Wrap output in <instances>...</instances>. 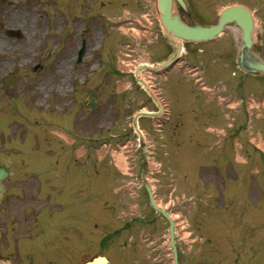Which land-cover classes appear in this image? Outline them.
<instances>
[{
  "label": "rangeland",
  "instance_id": "rangeland-1",
  "mask_svg": "<svg viewBox=\"0 0 264 264\" xmlns=\"http://www.w3.org/2000/svg\"><path fill=\"white\" fill-rule=\"evenodd\" d=\"M189 2L197 11L195 13L197 16H205L209 20H214L217 13L226 5L248 3L246 0H189ZM248 4L256 11L257 50L264 58V0L261 3ZM106 17L109 21L105 20ZM120 17L124 20L127 17L138 19L141 24L120 22L118 28L117 22ZM187 17L196 18L193 13L188 14ZM122 25H124L123 28H121ZM146 29L149 35L145 32ZM6 30H21L23 36L9 37ZM158 31H160V25L156 0H6L4 3L0 2V164L4 162L14 164L9 162L23 158L21 152L25 154L24 150L29 149V146L30 148L39 147L34 143L43 144V148L52 144H57L54 148H62L58 141L60 140L61 143L66 141L67 145L78 144L76 152L85 146L87 180L92 178L91 181L101 180L99 173L102 172L106 161L108 163L110 160L113 161L110 158L111 154L120 168L131 173L129 169L132 167L131 157H129L131 146L122 144L127 134L131 136L135 134L129 114L133 106L137 111L143 110V107L155 108V106L151 102L148 104L144 94L138 89L136 103L130 104L132 101L127 87L130 77L121 73L119 69L165 57L170 52V48L162 42L163 39L157 42L155 37ZM144 34L148 35L151 43L144 39ZM101 38H103V46L100 43ZM83 40L86 41L87 52L82 62L78 63L77 52ZM232 40L238 44L239 34L235 31H233ZM129 42L133 44L136 52L129 51L127 46ZM146 47L147 50H145ZM62 63L66 64L68 75L64 70H59ZM10 72L17 76L15 88L4 84V77ZM154 77L157 78L155 82L158 83L159 77ZM85 78L86 81H84ZM179 81L189 83L188 78L175 71L169 75V80L164 85L170 88L180 87ZM187 86L190 89L185 91L186 96H181L186 103L192 101L191 85L187 84ZM183 87L187 89L186 86L183 85ZM94 89L100 95V105L93 112L86 111L83 107V99ZM164 90L167 92L165 87ZM262 100L264 106V95ZM175 103L181 104L182 101L175 100ZM174 109L176 110V107ZM189 109L187 107L185 110L188 118L178 116L184 119L180 127L184 133L189 131L190 127L187 126H191L187 124L191 115ZM213 110L214 115L209 124L215 127L216 133L211 135L210 148L228 147L230 164L232 168H235L237 164L234 160L232 147L234 143L231 137V134L236 132L235 127L231 125L233 120L227 118L220 107L214 106ZM179 121L180 119H174L172 124L161 128V132L160 127L156 128L154 125L151 130H147L149 122L146 119L141 120V125L147 135L146 145L148 148L151 146V152L154 151L151 154V167L155 174L151 182L159 193L157 198L176 217L177 239L183 251L182 264H232L238 252H241L243 258L245 257L244 261L247 264H264V197H261L258 191L261 185L260 180L258 181V178L251 174L250 177H245V181H241L239 187H236V192L241 194V201H236L231 196V199H234L231 204L234 209L225 213L228 217L225 225L223 219L217 218L221 215H215L213 210L196 209L195 197L202 198V202L205 204L207 201V206H210L212 203L210 194L217 193L218 186H221L218 176L221 177L222 171L218 167L198 168L193 165L190 146L184 145L185 148L181 146L180 151H175L177 142L180 143L179 145L189 144L186 134H176L173 129L174 124ZM245 122L247 119L244 120ZM250 123L253 130L247 136L253 135L256 140H264V123L262 122L261 127L260 119L255 117L248 122V126ZM222 128H225L226 132L218 133V130ZM99 130L102 137L96 139V132ZM76 131L79 132L78 137L74 135ZM163 135L164 138L161 137ZM61 137H64L65 141L61 140ZM101 140L109 143L106 147L109 153L103 164L97 165L95 160L98 159L100 151L98 146ZM251 141L254 142L252 136ZM162 142L166 145L161 146ZM246 144L251 145L248 138H246ZM250 148L252 150L248 156L258 154L253 147ZM167 153L170 155H166ZM257 158L259 157H251L252 163L247 167V175L250 174V170H256L253 163ZM262 159L264 160V156ZM160 163L163 166L162 171L158 173ZM197 173L203 177L217 176L213 177L211 182H206L210 179H199L194 176ZM235 175L238 177V172ZM235 175L231 172L230 180ZM34 178L35 176H31L26 180L32 181ZM130 179L133 180V176H130ZM197 180L202 183L197 185ZM160 184L163 189L168 188L167 196L164 192L160 193ZM230 185L232 187V183ZM93 188H97V183H91L87 193L94 192ZM128 188L136 189V187ZM175 188H177L176 191H174ZM222 196V194L219 195L220 200ZM174 201L176 205L173 204ZM94 203L101 207L105 229H111L110 225L106 228L109 215L105 212L104 197L101 200H95ZM238 207L240 210H236ZM232 215L236 221L240 219L244 234L246 247H242L241 250L235 246H225L227 242L223 234L226 229L232 231ZM95 223L97 222L91 220L87 214V259L100 252V254H108L114 264H122L120 255L116 251H111L109 243L94 245L96 243L90 242L89 244L88 239L99 235ZM223 225L224 227L220 229L219 226ZM217 227L219 230L216 232ZM107 232L104 230L103 235ZM213 237H215V244L211 240ZM165 251L166 264H172L168 246L165 247ZM1 264L9 263L1 262Z\"/></svg>",
  "mask_w": 264,
  "mask_h": 264
},
{
  "label": "flooded vegetation",
  "instance_id": "flooded-vegetation-1",
  "mask_svg": "<svg viewBox=\"0 0 264 264\" xmlns=\"http://www.w3.org/2000/svg\"><path fill=\"white\" fill-rule=\"evenodd\" d=\"M227 33L229 36L212 41L211 46L202 48L194 46L193 54L199 59L196 62H190L195 70L200 71L202 67L206 66L205 61L210 62V59L226 62L228 67L234 66L237 69L238 79L234 88L230 85V79L225 81L227 84L225 94L228 96L223 108L217 104L215 99L204 100V87L200 85L197 88V110L192 112V119L196 126L190 128L187 133H184V130L180 128L184 119L178 118V116L182 115L184 118H188V115L186 112L178 110L181 104L175 103V100L180 101L177 98L173 100L176 110L167 111L168 119H180L178 123L174 124L173 129L176 134H186L189 143L179 145L180 143L177 142L175 151H180L181 146L185 148L184 145L192 147V163L194 165L221 167L222 175L225 178L229 177L231 167L229 148L209 149L211 135L214 134L210 132L208 125L214 115L213 107H220L225 115L230 113L246 116L250 112L247 98L251 96L255 104L250 109L254 114L258 111L256 102L260 103L264 91L262 76L251 75L239 69L238 50L229 41L230 31L225 34ZM200 76L202 84L214 82L206 71H201ZM234 97L242 98V101L239 103L240 106L231 110L227 106ZM235 129L236 132H241L244 128L237 127ZM222 132L225 133L226 129L222 128ZM161 137L164 138V135ZM135 140L136 138H131L132 162L130 163L132 171L138 168L142 172L143 184L140 186L138 195L131 194L124 188L130 175H134V173L116 170L111 180L103 179L104 177L99 175L101 180L95 179L88 182L85 164L83 162L78 164L79 160L71 158L70 149L58 152L59 158H54V155H51L50 158L37 160L21 158L9 162L14 164L2 165L8 170L9 176L4 183L5 192L0 207V262L5 260L9 264H83L87 261V214L92 211L88 213V197L101 200L106 191L119 187L114 192L117 196L114 199V204L106 206V209L110 210L106 226L110 225L112 228L111 238L108 241L113 247V252L116 251L120 255L122 264H166L165 247L169 248V238L165 236L168 231L165 224L168 221L151 206L145 178L146 172L149 173L144 155L146 151L140 144L137 146ZM161 145H166V143L163 142ZM36 151L34 149L25 150L28 155H35ZM257 167H259L258 177L264 179V160H258ZM242 171L245 172L244 169ZM31 176H35L32 181L26 180ZM241 178L242 175L238 176L237 180L232 183V187L230 181L225 182L224 190L217 191L216 197L212 196V202L218 205V210L226 213L234 209L232 208L234 206L231 205L234 199L241 201V194L236 192V187L240 186ZM12 180H14L13 183H10ZM91 183H97V188H93L94 192L87 193ZM159 190L160 193L164 192L166 196L168 195V188L163 189L161 184ZM155 192L158 196L156 188ZM220 193L223 195L222 200L218 196ZM231 196L234 198L233 200ZM173 204L176 205L175 201ZM197 208L198 203L196 204ZM238 209L240 208L238 207ZM95 219L98 220L95 227L99 229L104 224L101 208L95 212ZM237 224H240L239 218ZM144 234H148L149 237L145 239ZM99 241H102L101 234ZM178 249L179 257H182L181 247L178 246ZM237 261L240 262L239 252ZM112 264H114L113 261Z\"/></svg>",
  "mask_w": 264,
  "mask_h": 264
},
{
  "label": "water",
  "instance_id": "water-1",
  "mask_svg": "<svg viewBox=\"0 0 264 264\" xmlns=\"http://www.w3.org/2000/svg\"><path fill=\"white\" fill-rule=\"evenodd\" d=\"M5 1V0H1ZM176 2L185 10L187 9L184 0H157V8L160 12L161 22L166 29L168 35L174 36L178 39L177 50L175 54L169 59L167 63L157 65L155 68L167 67L172 64L179 56L181 50V43L179 42L182 39L186 40H210L218 36L224 27L232 22H235L241 28V52H240V64L244 69L248 71H264V62L257 58L252 52L253 45V32H254V19L251 12L239 5L228 6L221 11L220 19L217 25L212 26H203L197 22L189 23L182 18L181 13L175 10ZM9 35L16 37H21L22 34L20 31L8 32ZM246 56V58H245ZM16 78L12 76L6 80V84L10 86L15 84ZM97 95L93 93L85 101V108L94 110L97 107L96 99ZM6 175L4 169L0 168V182ZM3 186L0 183V199L2 196ZM171 233L173 237V221L171 220ZM87 264H110L105 257H97L92 262Z\"/></svg>",
  "mask_w": 264,
  "mask_h": 264
},
{
  "label": "bare ground",
  "instance_id": "bare-ground-1",
  "mask_svg": "<svg viewBox=\"0 0 264 264\" xmlns=\"http://www.w3.org/2000/svg\"><path fill=\"white\" fill-rule=\"evenodd\" d=\"M237 31L239 32V30H237ZM2 48H3V46H2ZM0 51H1V42H0ZM59 70H60V71L64 70V71L67 73V75H68V72H67V66H66L65 63H62V64L60 65Z\"/></svg>",
  "mask_w": 264,
  "mask_h": 264
}]
</instances>
